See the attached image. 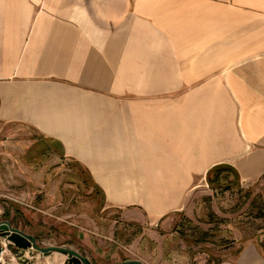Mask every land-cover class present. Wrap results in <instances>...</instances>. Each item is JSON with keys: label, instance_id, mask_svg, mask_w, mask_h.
<instances>
[{"label": "crops", "instance_id": "obj_1", "mask_svg": "<svg viewBox=\"0 0 264 264\" xmlns=\"http://www.w3.org/2000/svg\"><path fill=\"white\" fill-rule=\"evenodd\" d=\"M0 145L46 192L33 222L64 224L88 264L125 251L142 264H264L238 231L221 246L213 223L196 246L177 231L181 212L196 221L178 165L205 186L218 164L241 187L264 182V0H0ZM65 154L87 174L88 201L64 189ZM147 154L172 158L145 167Z\"/></svg>", "mask_w": 264, "mask_h": 264}, {"label": "rangeland", "instance_id": "obj_2", "mask_svg": "<svg viewBox=\"0 0 264 264\" xmlns=\"http://www.w3.org/2000/svg\"><path fill=\"white\" fill-rule=\"evenodd\" d=\"M1 147L0 145V148ZM11 155L15 156V158L6 160L8 157H6L5 154H0V221H10V223L24 227L27 230H34V228H36L35 226H38L37 229L41 231L36 234L38 237H35V241L39 247L58 246L73 249L80 253L77 235L72 232L67 233L66 229L63 227L64 224H55V218L51 215L41 214L37 211L39 216H43V218L47 219L44 220L46 223H41L40 221L38 223L33 222L30 216L36 212L34 199L40 200V198L45 197L46 192H36L35 189L37 187L33 188L34 185H31L33 181L22 179V175L31 179V176H33V173L36 171L30 170L29 167H25L19 154ZM65 155L69 156L67 158L71 159V165L67 167L63 166L60 169L61 171L64 170V175L62 177L63 182L66 184L64 189L73 192L75 196H79V201H88V197L90 196H85V193L82 191L84 189L83 182H87V174L77 162V157L75 155ZM171 158L172 156L169 154H160L159 158L155 157L154 154H147V158H144L142 162L145 163L146 167L149 164H156L159 159L163 162L165 159L168 161L171 160ZM8 164H10V166L6 167ZM191 167L192 166H184L181 164L177 167L178 169H182V172L186 173L190 180L189 185L182 186V197L184 200L188 201L187 203L190 201L193 202V215L196 220L195 222H188L182 212L179 215L180 222L177 231L182 233V238L185 243L191 246L198 245L195 243V239L199 237V232L204 228L205 224L213 223L215 245H222V234H224V232L228 233V231L231 232L235 230L244 237L252 239L264 252V218L255 217L261 210H264V182L257 181L248 187H241L235 182L236 184H232L229 188H221L214 192L208 186H205L201 173L196 174L194 168ZM58 170L59 169H54V173L56 172L55 177L59 173H57ZM11 172L14 174L17 173L19 176L12 175L10 174ZM191 177L192 180L190 179ZM231 179L232 176L229 177V180ZM49 194L51 198L56 201L59 199V196L63 195L61 190H55L54 192L50 191ZM261 205L263 206L262 208L259 207ZM14 206L15 208H19L20 211L15 209L18 215L12 219L10 216L14 215V210L12 209ZM214 212L222 217H217ZM220 226L226 228L219 229ZM42 227L45 229H42ZM122 228L124 227H120V229ZM138 230L139 228L135 226H129L126 232L134 235ZM229 235L231 236V233H228V236ZM205 240L208 241L207 237ZM13 247L14 246L11 244L10 254L16 252ZM234 250L235 249L231 250L230 257L232 253H234ZM17 257L19 259H17ZM17 257L15 263L13 262L12 264H58L61 262L66 264L67 261V255L56 252L41 254L32 249L27 250V252L20 251ZM215 258L218 260L222 259L220 253L218 254L216 252ZM130 260L139 261L136 254L131 251H125L123 261H120V263Z\"/></svg>", "mask_w": 264, "mask_h": 264}, {"label": "water", "instance_id": "obj_3", "mask_svg": "<svg viewBox=\"0 0 264 264\" xmlns=\"http://www.w3.org/2000/svg\"><path fill=\"white\" fill-rule=\"evenodd\" d=\"M0 238H5L15 248L21 251L32 249L41 254L56 252L63 255H67L66 264H88L86 258L81 256L80 253H78L73 249L58 247V246L39 247L36 244L34 237L22 232L19 229L12 227L11 224L6 220L0 221ZM120 264H141V263L136 260H130Z\"/></svg>", "mask_w": 264, "mask_h": 264}, {"label": "trees", "instance_id": "obj_4", "mask_svg": "<svg viewBox=\"0 0 264 264\" xmlns=\"http://www.w3.org/2000/svg\"><path fill=\"white\" fill-rule=\"evenodd\" d=\"M232 176V179L229 180V177ZM206 183L208 187L212 191H217L221 188H229L231 187L232 184H234L235 179L237 178V173L236 171L229 165L226 164H218L213 167H211L207 173H206ZM262 178L264 179V174L262 175ZM257 217L259 218H264V210H261L258 214ZM181 233V232H180ZM182 235V233H181ZM206 236L207 232L201 230L199 232V237L195 239V243L201 244L206 242Z\"/></svg>", "mask_w": 264, "mask_h": 264}, {"label": "built area", "instance_id": "obj_5", "mask_svg": "<svg viewBox=\"0 0 264 264\" xmlns=\"http://www.w3.org/2000/svg\"><path fill=\"white\" fill-rule=\"evenodd\" d=\"M10 247L11 244L9 243V241H7L5 238H0V264H12L13 262L15 263L16 255L10 254Z\"/></svg>", "mask_w": 264, "mask_h": 264}, {"label": "bare ground", "instance_id": "obj_6", "mask_svg": "<svg viewBox=\"0 0 264 264\" xmlns=\"http://www.w3.org/2000/svg\"><path fill=\"white\" fill-rule=\"evenodd\" d=\"M27 251V250H26Z\"/></svg>", "mask_w": 264, "mask_h": 264}]
</instances>
